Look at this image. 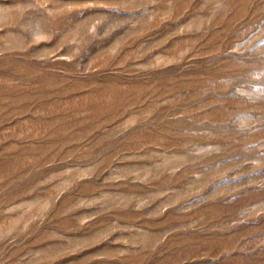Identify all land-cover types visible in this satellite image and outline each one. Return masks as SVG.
<instances>
[{
  "label": "rangeland",
  "instance_id": "rangeland-1",
  "mask_svg": "<svg viewBox=\"0 0 264 264\" xmlns=\"http://www.w3.org/2000/svg\"><path fill=\"white\" fill-rule=\"evenodd\" d=\"M0 264H264V0H0Z\"/></svg>",
  "mask_w": 264,
  "mask_h": 264
}]
</instances>
